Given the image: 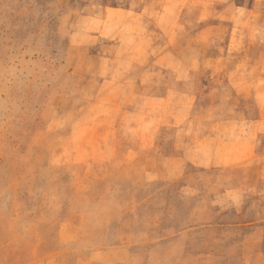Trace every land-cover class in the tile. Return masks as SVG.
Returning a JSON list of instances; mask_svg holds the SVG:
<instances>
[{"label": "rangeland", "instance_id": "374dc122", "mask_svg": "<svg viewBox=\"0 0 264 264\" xmlns=\"http://www.w3.org/2000/svg\"><path fill=\"white\" fill-rule=\"evenodd\" d=\"M0 264H264V0H0Z\"/></svg>", "mask_w": 264, "mask_h": 264}]
</instances>
